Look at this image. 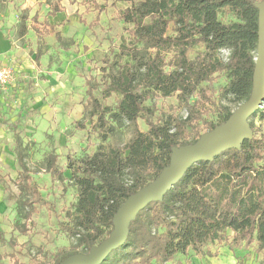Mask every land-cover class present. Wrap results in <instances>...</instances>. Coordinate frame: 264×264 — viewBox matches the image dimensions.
Listing matches in <instances>:
<instances>
[{
	"label": "trees",
	"instance_id": "trees-1",
	"mask_svg": "<svg viewBox=\"0 0 264 264\" xmlns=\"http://www.w3.org/2000/svg\"><path fill=\"white\" fill-rule=\"evenodd\" d=\"M47 16L64 9V0H49ZM108 1V0H105ZM129 5L122 20L132 25L128 42L108 59L102 82L87 80V103L80 128L90 122L102 143L80 157H69L70 184L78 190L76 202L66 211L60 227L72 240L71 251L45 253L36 264H60L73 254H87L111 237L118 209L132 195L154 182L170 165L174 148L195 144L206 133L224 125L253 91L258 49L259 7L263 0H116ZM7 0H0L5 4ZM36 13L32 19L38 20ZM28 9L21 15L19 37L29 32ZM46 24L53 29L49 20ZM35 32L43 36L41 29ZM63 47L61 31L55 32ZM197 49L195 55L191 51ZM43 51L37 53L39 59ZM219 74L226 84L215 87ZM103 98L119 96L114 106ZM218 91V97L215 92ZM176 95L185 114L166 112L156 118L157 97ZM197 96L195 101L192 98ZM210 104L217 119L205 117ZM211 107V108H212ZM264 120V99L249 117L252 138L240 148H228L213 160L193 163L162 200L151 201L130 221L126 241L100 264H168L178 255L213 256L211 245L232 233L237 245L257 243L264 249V133L255 118ZM143 119L148 130L139 127ZM21 173L18 192L8 199L17 202V226L41 207L55 212V205L41 192L26 157L17 125L11 128ZM122 136H129L121 141ZM114 138L115 142H110ZM109 143H108V142ZM107 142V143H105ZM54 180L64 182L58 156L44 164ZM3 244L16 245L0 229ZM1 259V256H0Z\"/></svg>",
	"mask_w": 264,
	"mask_h": 264
},
{
	"label": "rangeland",
	"instance_id": "rangeland-1",
	"mask_svg": "<svg viewBox=\"0 0 264 264\" xmlns=\"http://www.w3.org/2000/svg\"><path fill=\"white\" fill-rule=\"evenodd\" d=\"M49 0H7L0 3V33L16 47V80L0 96V229L7 239L13 238L15 246L0 241V264H36L45 253L71 251L73 240L60 227L67 222L66 211L77 200L78 190L70 184L71 170L67 168L69 157H80L95 152L102 143L98 132L90 122L85 128L78 126L87 103V80L102 82L107 60H112L119 52L120 45L128 42L132 35V25L121 18V11L129 4L116 0H64V9L55 17L49 16L54 28L45 20L50 10ZM28 9L29 32L19 37L21 15ZM38 13V20L32 17ZM35 27L41 29L38 37ZM56 31H61L66 47L57 40ZM39 48L43 54L36 60ZM197 49L191 51L193 57ZM16 56V57H17ZM37 62V64H36ZM226 84L225 75L219 74L215 87ZM105 105L114 106L119 96L113 94L103 98L101 90L95 92ZM215 92V98L218 97ZM198 97L194 96L192 101ZM155 103L158 115L185 114L176 95L157 97L147 101ZM208 119L216 120L217 112L210 104L206 106ZM212 107V108H211ZM20 119V120H19ZM18 122L26 161L33 172L42 194L55 205V212L41 207L39 212L26 222V232L20 231L25 223L19 220L17 226V202L8 199L9 190L2 184L3 179L13 191L21 173L16 142L10 129L1 122ZM260 132L264 133V120L255 118ZM143 131L148 125L138 120ZM129 136H122L126 141ZM108 142V141H107ZM105 142V143H107ZM110 142H115L114 138ZM109 143V142H108ZM50 154L58 156V166L67 178L64 182L54 180L44 169ZM3 178V179H2ZM223 242L211 245L213 256L180 254L168 264H264V249L257 243L246 247L237 245L232 233Z\"/></svg>",
	"mask_w": 264,
	"mask_h": 264
},
{
	"label": "water",
	"instance_id": "water-1",
	"mask_svg": "<svg viewBox=\"0 0 264 264\" xmlns=\"http://www.w3.org/2000/svg\"><path fill=\"white\" fill-rule=\"evenodd\" d=\"M259 7L258 49L250 98L241 103L224 125L204 134L197 143L174 148L171 162L159 178L130 196L118 209L111 237L94 246L87 254L77 253L60 264H100L113 249L123 244L129 233L130 221L151 201L162 200L184 175L185 171L200 160H213L228 148H240L252 138L249 117L261 106L264 99V0Z\"/></svg>",
	"mask_w": 264,
	"mask_h": 264
},
{
	"label": "crops",
	"instance_id": "crops-1",
	"mask_svg": "<svg viewBox=\"0 0 264 264\" xmlns=\"http://www.w3.org/2000/svg\"><path fill=\"white\" fill-rule=\"evenodd\" d=\"M49 16H47V19L49 20L48 18ZM55 17V16H54ZM50 22V20H49ZM51 23V22H50ZM28 34V33H27ZM20 38H24V37H20ZM40 51V48L39 50ZM38 51L36 52V60L39 62L40 58L38 59L37 58V53ZM43 54V53H42ZM16 47L15 46H11L10 45V42L8 39H6L1 33H0V58L2 59L3 63L5 65H8V66H11L13 69H14V73H15V80H16V71H18V69H16V59L18 58V56L16 57ZM42 56V55H41ZM37 64V62H36ZM5 90V89H4ZM4 90H1L0 91V96L2 93H4L3 91ZM20 120V119H19ZM18 122H11V123H7V122H4L2 121L1 124H3L4 126H6L8 129H10L14 135V138H15V134H14V131L11 129L13 127V125H17V127L19 126L18 125ZM19 129V127H18ZM20 133V131H19ZM21 136V134H20ZM22 138V137H21ZM15 142H16V139H15ZM3 184V183H2Z\"/></svg>",
	"mask_w": 264,
	"mask_h": 264
},
{
	"label": "built area",
	"instance_id": "built-area-1",
	"mask_svg": "<svg viewBox=\"0 0 264 264\" xmlns=\"http://www.w3.org/2000/svg\"><path fill=\"white\" fill-rule=\"evenodd\" d=\"M15 80L14 69L5 65L0 58V91L6 89Z\"/></svg>",
	"mask_w": 264,
	"mask_h": 264
}]
</instances>
